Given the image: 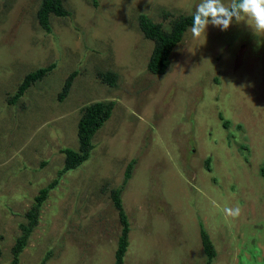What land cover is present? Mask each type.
I'll return each mask as SVG.
<instances>
[{
  "label": "rangeland",
  "instance_id": "1",
  "mask_svg": "<svg viewBox=\"0 0 264 264\" xmlns=\"http://www.w3.org/2000/svg\"><path fill=\"white\" fill-rule=\"evenodd\" d=\"M40 2L0 0V264H113L116 188L128 223L121 264H204L200 226L211 264H264V33L243 17L199 37L188 27L165 73L153 74L137 16L168 32L201 0H60L68 15L49 14L48 32L36 19ZM50 64L11 100L26 73ZM106 71L115 86L98 77ZM94 100L113 102L111 114L88 157L58 173ZM50 183L13 263L25 212ZM237 205L238 218L226 215Z\"/></svg>",
  "mask_w": 264,
  "mask_h": 264
},
{
  "label": "trees",
  "instance_id": "2",
  "mask_svg": "<svg viewBox=\"0 0 264 264\" xmlns=\"http://www.w3.org/2000/svg\"><path fill=\"white\" fill-rule=\"evenodd\" d=\"M95 3V0H92ZM49 14L55 16H66L68 11L62 8L60 0H41L39 7L36 11V19L39 25L48 32L50 30L48 17ZM193 14L178 16L173 20L171 28L168 32L161 29L160 24L154 23L146 15L139 14L137 16V23L140 32L144 38L152 41V48L148 56L146 63V69L153 74H163L169 66V56L173 47L181 40L184 31L190 27L192 24ZM53 67V64L47 67H39L33 71L26 73L15 93L12 95L11 100L17 99L21 96L28 85L40 79L43 74ZM97 73V72H96ZM75 76V71H72L67 75L64 80L61 91L58 93L57 97L61 100L66 94L71 84L72 78ZM98 77H102L103 81L108 86H115V73L112 71H106L102 74L98 73ZM113 108V102L94 100L88 104L82 106L80 115L76 121V136L78 142V149L73 150L71 148H63V166L58 173L64 172L68 169H73L78 166L82 161H84L91 150L92 147V136L99 127L108 119ZM218 118L221 119V115L217 114ZM228 122L226 120L222 121V126L227 127ZM133 160L128 162L124 170V175L122 179V184L129 176L130 169L132 167ZM52 183L46 187L39 189L36 196L33 198V203L25 212L26 223L20 224V234L15 239L13 246L11 247L12 262H17L18 254L25 245L32 229L37 224L38 214L40 211V205L47 196V192L51 187ZM120 188L111 190V200L113 205L118 211V216L120 223L122 225L120 236L118 237L117 246L114 252V262L113 264H121L123 254L127 245V230L128 223L126 221V216L121 208L120 202ZM200 242L202 245L203 252L205 254L204 264H211V260L214 256L213 245L208 238L205 230L202 226L199 227Z\"/></svg>",
  "mask_w": 264,
  "mask_h": 264
},
{
  "label": "clouds",
  "instance_id": "3",
  "mask_svg": "<svg viewBox=\"0 0 264 264\" xmlns=\"http://www.w3.org/2000/svg\"><path fill=\"white\" fill-rule=\"evenodd\" d=\"M242 17L251 21L254 33H264V0H231L228 6L222 0H201L193 13L191 33L199 37L209 24L224 31L233 20L239 23ZM241 212L238 205L225 209L226 215L232 218H238Z\"/></svg>",
  "mask_w": 264,
  "mask_h": 264
}]
</instances>
